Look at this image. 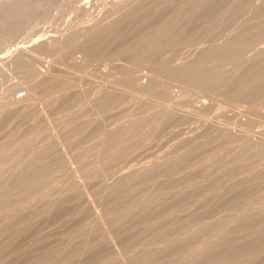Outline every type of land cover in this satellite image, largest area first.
<instances>
[{
  "label": "rangeland",
  "instance_id": "obj_1",
  "mask_svg": "<svg viewBox=\"0 0 264 264\" xmlns=\"http://www.w3.org/2000/svg\"><path fill=\"white\" fill-rule=\"evenodd\" d=\"M0 99V264H264V0H0Z\"/></svg>",
  "mask_w": 264,
  "mask_h": 264
},
{
  "label": "bare ground",
  "instance_id": "obj_2",
  "mask_svg": "<svg viewBox=\"0 0 264 264\" xmlns=\"http://www.w3.org/2000/svg\"><path fill=\"white\" fill-rule=\"evenodd\" d=\"M64 25V24H63ZM51 26V25H50ZM59 26V25H58ZM53 27V26H52ZM48 28H49V26H48ZM61 28V27H60ZM59 29V28H58ZM63 30V29H62ZM45 31V30H44ZM57 31V30H56ZM54 32V31H53ZM49 35V34H48ZM58 34H56V36H57ZM26 53V52H25ZM18 90H16V92H17ZM31 94V93H30ZM26 95V94H25ZM9 96V95H8ZM10 96H13V95H10ZM29 96V95H28ZM31 96V95H30ZM26 97H27V95H26ZM25 99L26 98H23V96L22 95H18V96H16V97H10L9 99H8V103L10 104V105H13L12 107H14V106H18L19 104H21L23 101H25ZM28 99V98H27ZM1 100V99H0ZM29 100H30V98H29ZM31 101V100H30ZM25 103H26V101H25ZM29 103V102H28ZM8 104V105H9ZM25 107V105H21V107ZM10 107V106H9ZM4 108V107H3Z\"/></svg>",
  "mask_w": 264,
  "mask_h": 264
}]
</instances>
